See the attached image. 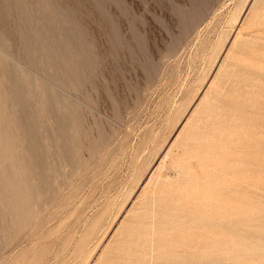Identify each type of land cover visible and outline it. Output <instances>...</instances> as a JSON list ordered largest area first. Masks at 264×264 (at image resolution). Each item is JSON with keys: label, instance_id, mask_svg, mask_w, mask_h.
I'll return each instance as SVG.
<instances>
[{"label": "rangeland", "instance_id": "rangeland-1", "mask_svg": "<svg viewBox=\"0 0 264 264\" xmlns=\"http://www.w3.org/2000/svg\"><path fill=\"white\" fill-rule=\"evenodd\" d=\"M263 169L264 0H0V264H264Z\"/></svg>", "mask_w": 264, "mask_h": 264}, {"label": "bare ground", "instance_id": "bare-ground-1", "mask_svg": "<svg viewBox=\"0 0 264 264\" xmlns=\"http://www.w3.org/2000/svg\"><path fill=\"white\" fill-rule=\"evenodd\" d=\"M249 4H250V3H249ZM249 16H250V15H249ZM247 22H250V21H247ZM251 22H252V21H251ZM251 22H250V23H251ZM244 26H245V25H244ZM242 37H243V36H242ZM233 38H234V37H233ZM238 39H239V38H238ZM240 39H241V38H240ZM231 40H232V39H231ZM257 40H259V39H257ZM257 40H256V41H257ZM260 40H261V39H260ZM237 41H238V40H237ZM241 41H242V40H241ZM241 41H240V42H241ZM238 42H239V41H238ZM235 44H236V43H235ZM255 54H256V53H255ZM261 54H262V53H261ZM238 59H239V58H238ZM250 66H252V65H250ZM226 74H227V73H226ZM215 76H216V75H215ZM213 78H214V77H213ZM213 81H214V80H213ZM212 83H213V82H212ZM212 83L210 82V85L208 86L209 88L211 87V84H212ZM206 86H207V85H206ZM212 87H213V86H212ZM215 88H216V86H215ZM208 90H209V89H208ZM216 90H217V89H216ZM211 91H212V90H211ZM213 91L215 92V90H213ZM218 94H219V93H218ZM205 98H206V97H205ZM203 102H204V101H203ZM207 103H208V102H207ZM203 106H204V105H203ZM211 109H212V108H211ZM224 115H225V114H224ZM186 119H187V118H186ZM188 120H189V119H188ZM190 120H191V119H190ZM186 122H187V120L184 122V125L186 124ZM188 125H189V124H188ZM197 125H198V124H197ZM184 127H185V126H184ZM195 127H196V126H195ZM213 127H214V126H213ZM213 127H212V128H213ZM218 127H220V126H218ZM197 128H198V127H197ZM189 129H190V128H189ZM189 129H188V130H189ZM227 129H229V128H227ZM190 130H191V129H190ZM193 130H194V129H193ZM225 130H226V129H225ZM194 131H195V130H194ZM191 133H192V130H191ZM187 134H188V133H187ZM192 134H193V133H192ZM259 134H261V133L259 132ZM177 136H178V135H177ZM173 137H174V136H173ZM175 137H176V136H175ZM188 138H189V137H188ZM193 140H194V139H193ZM261 143H262V142H261ZM169 145H170V144H169ZM167 147H168V146H167ZM246 147H247V146H246ZM167 149H168V148H167ZM226 151H227V150H226ZM156 156H157V155H156ZM227 156H228V155H227ZM164 157H165V153H164L163 155L159 156V158L156 157L157 159L154 157V158H155L154 160H155V164H156V166H159V164H161V162L163 161V158H164ZM154 160H153V161H154ZM218 161H219V160H218ZM262 162H263V161H262ZM175 166H176V165H175ZM263 170H264V169H263ZM147 181H148V180H147ZM144 187H145V186H144ZM182 187H183V186H182ZM231 188H232V187H231ZM237 188H238V187H237ZM239 188H240V187H239ZM144 189H146V188H144ZM142 190H143V188H142ZM230 195H231V194H230ZM136 203H137V202H136ZM138 203H139V202H138ZM138 203H137V204H138ZM176 203H177V202H176ZM250 203H251V202H250ZM252 204H253V203H252ZM137 206H138V205H137ZM253 208H254V207H253ZM142 210H143V209H142ZM129 212H130V211H129ZM129 212H128V213H129ZM139 212H140V211H139ZM126 215H127V214H126ZM154 215H156V214H154ZM125 217H126V216H125ZM123 218H124V217H123ZM123 220H124V219H123ZM126 222H127V221H126ZM201 222H202V221H201ZM120 225H121V224H120ZM148 225H149V224H148ZM142 226H144V225H142ZM142 226H141V227H142ZM118 227H119V226H118ZM123 228H124V227H123ZM115 232H117V230H116ZM207 234H208V233H207ZM113 237H114V236H113ZM112 243H113V242H112ZM107 245H108V244H107ZM117 246H118V245H117ZM127 246H128V245H127ZM128 248H129V247H128ZM117 249H118V248H117ZM114 250H115V249H114ZM105 251H106V250H105ZM124 251H125V249H124ZM123 253H124V252H123ZM126 253H127V252H126ZM101 254H102V253H101ZM124 255H125V254H124ZM124 255H123V256H124ZM126 255H127V254H126Z\"/></svg>", "mask_w": 264, "mask_h": 264}]
</instances>
